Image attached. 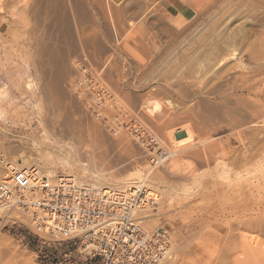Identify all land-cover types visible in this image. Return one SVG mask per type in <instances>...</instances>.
Instances as JSON below:
<instances>
[{
  "label": "rangeland",
  "instance_id": "374dc122",
  "mask_svg": "<svg viewBox=\"0 0 264 264\" xmlns=\"http://www.w3.org/2000/svg\"><path fill=\"white\" fill-rule=\"evenodd\" d=\"M0 6V159L52 180H144L143 226L170 236L161 264H264V0ZM133 118L166 152L156 162ZM5 222L0 264H36L37 237Z\"/></svg>",
  "mask_w": 264,
  "mask_h": 264
},
{
  "label": "built area",
  "instance_id": "2783aa9c",
  "mask_svg": "<svg viewBox=\"0 0 264 264\" xmlns=\"http://www.w3.org/2000/svg\"><path fill=\"white\" fill-rule=\"evenodd\" d=\"M126 129L147 146L152 163L166 155L138 119ZM0 163V218L34 233L36 264H161L170 253L167 230L143 226L140 210L156 198L139 182L93 186L72 176L52 180L35 165Z\"/></svg>",
  "mask_w": 264,
  "mask_h": 264
},
{
  "label": "bare ground",
  "instance_id": "6f19581e",
  "mask_svg": "<svg viewBox=\"0 0 264 264\" xmlns=\"http://www.w3.org/2000/svg\"><path fill=\"white\" fill-rule=\"evenodd\" d=\"M0 9H1V6H0ZM4 96V94H3V92H0V101L2 100V97ZM104 101H106V100H104ZM150 102V101H149ZM148 107H147V109H148V112L149 111H151V112H154V113H156V111H158V110H160L161 109V105H160V103H158V102H153V103H148V105H147ZM150 112V113H151ZM186 131V130H185ZM189 134V133H188ZM190 136L188 135L187 136V138H189ZM183 139V138H182ZM183 140H187L186 138H184ZM180 141V140H179ZM180 142H182V140L180 141ZM179 142V143H180ZM184 142H186V141H184ZM177 143H178V141H177ZM181 144V143H180ZM184 145H185V143H183ZM182 145V144H181ZM180 145V146H181ZM169 152V151H168ZM170 153V152H169ZM172 154V153H171ZM13 161V160H12ZM11 164H12V166L15 164V163H13V162H11ZM20 167H23V166H21V164L19 165ZM68 176H72V174H68ZM78 179V178H77ZM76 179V180H77ZM143 181L144 180H141V181H139V183H140V186H144V185H146L145 183H143ZM81 182V181H80ZM83 183V182H82ZM86 183V182H85ZM84 183V184H85ZM90 184V183H89ZM93 186H95L94 184H92ZM99 186V185H98ZM146 186H148V185H146ZM148 190H149V194H151L152 196L155 194V192L154 191H152L151 189H150V187L149 188H147ZM156 195V194H155ZM155 197V196H154ZM156 198V197H155ZM158 198V197H157ZM144 217H146V216H143L142 218H144ZM248 249V248H247ZM251 250V249H250ZM252 252V251H251ZM256 256V255H255Z\"/></svg>",
  "mask_w": 264,
  "mask_h": 264
},
{
  "label": "crops",
  "instance_id": "0c3cea01",
  "mask_svg": "<svg viewBox=\"0 0 264 264\" xmlns=\"http://www.w3.org/2000/svg\"><path fill=\"white\" fill-rule=\"evenodd\" d=\"M189 11H190V8L186 7L185 5L180 7V14L183 16H187ZM262 112H264V107H263Z\"/></svg>",
  "mask_w": 264,
  "mask_h": 264
}]
</instances>
